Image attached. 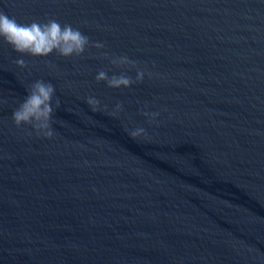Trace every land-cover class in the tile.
Here are the masks:
<instances>
[{
	"label": "water",
	"instance_id": "water-1",
	"mask_svg": "<svg viewBox=\"0 0 264 264\" xmlns=\"http://www.w3.org/2000/svg\"><path fill=\"white\" fill-rule=\"evenodd\" d=\"M0 10L90 39L80 56L32 57L0 38V264H264V0H0ZM105 54L152 75L109 88L98 72L124 69ZM36 80L61 102L51 139L11 118ZM136 127L150 138H131Z\"/></svg>",
	"mask_w": 264,
	"mask_h": 264
},
{
	"label": "clouds",
	"instance_id": "clouds-1",
	"mask_svg": "<svg viewBox=\"0 0 264 264\" xmlns=\"http://www.w3.org/2000/svg\"><path fill=\"white\" fill-rule=\"evenodd\" d=\"M0 38L12 47V49L21 54L32 57H48L56 53L62 57L80 56L90 43L88 36L83 34L79 28H74L71 24H61L58 20L49 18L44 22L33 20L30 23H20L14 16H9L0 10ZM96 48H102L104 45L95 43ZM110 63L117 68H122L119 75H109L108 71L100 70L95 77L99 83L105 82L107 87L113 89L129 88L133 84L143 82L144 76H151L146 68L138 67V62L129 59L127 56L108 57ZM18 67H27V62L23 59L15 61ZM134 69L135 78L128 75L129 70ZM27 95L22 102L12 112V121L16 127L22 125L29 126L37 136L51 139L55 135L53 131L54 113L60 107V100L55 99V108L53 99L55 96V87L50 82L36 80L27 86ZM85 102L90 106L92 111H101L100 101L94 96L86 98ZM6 103V101H0ZM122 110V104L118 102L115 110L110 115L116 116ZM144 116L149 118V122L155 121L159 115L157 112H143ZM131 138L149 139L148 133L143 127H136L127 130Z\"/></svg>",
	"mask_w": 264,
	"mask_h": 264
}]
</instances>
